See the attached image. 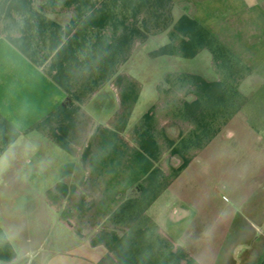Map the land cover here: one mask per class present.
Instances as JSON below:
<instances>
[{"label":"crops","instance_id":"crops-1","mask_svg":"<svg viewBox=\"0 0 264 264\" xmlns=\"http://www.w3.org/2000/svg\"><path fill=\"white\" fill-rule=\"evenodd\" d=\"M0 264H264V0H0Z\"/></svg>","mask_w":264,"mask_h":264},{"label":"rangeland","instance_id":"rangeland-1","mask_svg":"<svg viewBox=\"0 0 264 264\" xmlns=\"http://www.w3.org/2000/svg\"><path fill=\"white\" fill-rule=\"evenodd\" d=\"M226 132H227L226 137L228 139V142L229 141L231 142L233 140V138L238 137V136L235 135L236 134V131L235 130H232V131L229 130V131H226ZM228 148L235 151V147L231 146V144L228 145ZM253 148H254V150H256V147H253ZM211 180H213L212 183H211V186H217V185H220L221 186V184L218 183V181H219L218 179H216V178H213L212 179L211 178Z\"/></svg>","mask_w":264,"mask_h":264}]
</instances>
